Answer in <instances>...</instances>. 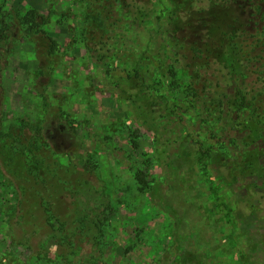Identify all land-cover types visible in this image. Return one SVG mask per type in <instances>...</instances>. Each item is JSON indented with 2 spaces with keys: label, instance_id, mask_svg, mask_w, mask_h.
<instances>
[{
  "label": "trees",
  "instance_id": "1",
  "mask_svg": "<svg viewBox=\"0 0 264 264\" xmlns=\"http://www.w3.org/2000/svg\"><path fill=\"white\" fill-rule=\"evenodd\" d=\"M166 1L157 16L153 0H74L79 13L72 6L58 11L50 5L48 12L34 7L1 8L0 175L6 176L4 167L12 165L19 152L32 157L37 171L46 169L53 174L64 169L46 136L45 122L52 103L42 80L38 83L42 84L39 93L45 115L34 118L23 113L5 122L2 72L11 55L21 41L31 42L41 78L49 77L62 58L80 48L100 69L106 83L115 88L117 102L139 122L130 128L133 147L139 146L145 132L150 133L155 164H160L173 182L183 185L196 180L197 169L212 170L223 184L235 183L241 175L254 178L235 204L227 203L225 196L212 188L216 193L210 192V198L215 199L210 213L224 211L225 221L230 223L236 217L241 219L243 232L230 235L233 245L241 240L247 245L238 264H264V0ZM52 15L58 25L68 27L70 37L64 43L48 30ZM162 18L164 23L159 22ZM155 25L151 39L143 44L141 30ZM160 43L173 54L172 61L154 55L152 46ZM190 108L200 111L205 124L228 123L242 132L243 144L215 148L195 143L186 130L176 131L178 125L171 127L172 123ZM62 113L63 118L69 115ZM3 150L9 153L8 159ZM88 160V174L68 169L63 181L67 205L62 211L56 209L51 197L26 187L30 173L12 175L18 193L11 225L13 242L31 249L38 261L68 264L78 246L87 247L91 258L103 260L107 211L113 202L102 185L98 161L93 154ZM138 174L141 189L175 219L174 264H216L205 251L188 249L184 243L180 228L187 217L183 205L188 201L177 203L180 188L161 182L150 185L144 171ZM33 182L40 183L38 174ZM189 187L192 189L191 183ZM194 196L199 197L198 193ZM47 238L56 240L54 254L46 245ZM0 264L16 263L0 251Z\"/></svg>",
  "mask_w": 264,
  "mask_h": 264
},
{
  "label": "rangeland",
  "instance_id": "2",
  "mask_svg": "<svg viewBox=\"0 0 264 264\" xmlns=\"http://www.w3.org/2000/svg\"><path fill=\"white\" fill-rule=\"evenodd\" d=\"M73 1L0 0V16L2 7H34L48 12L50 5L58 11L72 6L79 13L78 5ZM153 1L157 7L155 15H160L167 1ZM155 15L154 22L157 19ZM56 19V15L51 16L48 30L64 43L70 37V32L66 24L58 25ZM159 22L164 23L163 18ZM157 26L141 30L143 44L148 43ZM133 48H137L136 45ZM152 49L154 55L172 61L173 54L161 43L153 44ZM39 72L40 62L34 45L21 41L2 72L5 122L23 113L34 118L45 115L39 93L42 84L38 83L42 80L48 87L47 94L52 103L45 122L46 136L55 149L58 164L64 169L53 174L46 169L37 171L32 157L20 152L16 153L12 165L4 167L6 176L0 175L1 252L8 254L16 264H51L45 260L38 261L31 249L13 242L11 225L15 223L13 212L18 193L12 175L17 171L30 173V182L26 183V187H31L35 194L51 197L56 209L62 211L67 205L63 181L68 169L72 168L78 174H88L91 163L88 157L93 154L99 164L105 193L113 202L107 211L104 256L102 261H98L91 258L87 247L78 246L68 264H174L173 260L177 256L175 219L153 203L148 191L141 189L140 170L146 173L150 185L161 182L165 186L169 184L171 188H180L179 195L176 193L177 203L182 205L188 201V205H183L187 217L180 228L188 249L205 251L216 264H238L239 255L247 250V245L243 240L233 245L230 235L243 232L239 222L241 219L236 217L235 222H226L224 211L212 215L210 211L215 199L210 198V192L213 196L218 192L225 196L227 203L235 204L236 199L239 201L244 196L241 191L245 186L255 182L253 177L241 175L237 182L223 184L212 170L208 169L209 173H205L197 169L196 180H187L183 185L175 183L160 164H155L154 142L150 133L144 131L139 146L133 147L130 128L139 126V122L117 102L115 88L106 83L100 69L80 48L62 58L49 77L40 78ZM62 110L69 114L65 115L66 118H63ZM181 116L182 119L174 121L171 127L178 125L176 131L186 130L195 143L215 148L222 144L232 148L235 144H243V133L231 128L228 123L216 127L205 124L200 111L192 108L181 111ZM73 117V120L69 119ZM2 152L8 159L9 153L5 150ZM36 174L39 184L33 182ZM196 193L199 197L194 196ZM46 245L53 253L56 240L47 238ZM55 264H64V261L58 260Z\"/></svg>",
  "mask_w": 264,
  "mask_h": 264
}]
</instances>
